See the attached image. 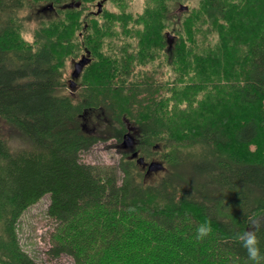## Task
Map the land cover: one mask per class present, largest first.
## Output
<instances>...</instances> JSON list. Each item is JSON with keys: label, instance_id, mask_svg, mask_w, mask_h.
Returning <instances> with one entry per match:
<instances>
[{"label": "trees", "instance_id": "obj_1", "mask_svg": "<svg viewBox=\"0 0 264 264\" xmlns=\"http://www.w3.org/2000/svg\"><path fill=\"white\" fill-rule=\"evenodd\" d=\"M0 120V264H36L16 228L44 195L74 264H253L235 237L264 216V0H0ZM108 140L132 148L81 159Z\"/></svg>", "mask_w": 264, "mask_h": 264}, {"label": "rangeland", "instance_id": "obj_2", "mask_svg": "<svg viewBox=\"0 0 264 264\" xmlns=\"http://www.w3.org/2000/svg\"><path fill=\"white\" fill-rule=\"evenodd\" d=\"M142 0H132V9H139ZM46 7H38L31 13L28 28H32L42 17L50 16L51 12H47ZM26 13V11H25ZM24 14V13H23ZM27 14V13H26ZM29 32L24 34V37L29 38ZM72 63L68 64L65 76H69L75 71ZM90 120V119H89ZM98 126L96 121H87L85 127L87 130ZM0 135L5 137L11 145L18 144L16 132L5 125L0 120ZM131 136V135H130ZM129 144V143H128ZM132 147H126L121 143L119 146L113 140H108L106 143L100 142L91 147L88 151L81 154V159L85 163H106L114 164L120 159L123 150H129ZM145 167V164L140 163V170ZM161 167L151 168L145 173L144 181L151 182L160 176ZM49 196L44 195L37 202L30 205L24 210L17 221L16 234L21 249L31 257L36 264H74L72 258L66 255L54 257L49 253L52 245V235H56L55 223L47 216V206Z\"/></svg>", "mask_w": 264, "mask_h": 264}, {"label": "clouds", "instance_id": "obj_3", "mask_svg": "<svg viewBox=\"0 0 264 264\" xmlns=\"http://www.w3.org/2000/svg\"><path fill=\"white\" fill-rule=\"evenodd\" d=\"M250 228L242 233H238L235 237L241 243L246 252L247 258L253 264H261L264 261V254L261 253L258 231L264 228V216H258L249 221ZM212 232L211 224L205 221L197 228L196 240L202 241Z\"/></svg>", "mask_w": 264, "mask_h": 264}, {"label": "water", "instance_id": "obj_4", "mask_svg": "<svg viewBox=\"0 0 264 264\" xmlns=\"http://www.w3.org/2000/svg\"><path fill=\"white\" fill-rule=\"evenodd\" d=\"M87 58H85V57H82V59L77 63L79 66L80 65H83V64H85L86 62H87ZM74 72H76V70L74 71ZM127 130L130 132L131 130H132V128L131 127H127ZM129 145H131V144H129ZM134 156V155H133ZM154 164H150V165H148V168H154Z\"/></svg>", "mask_w": 264, "mask_h": 264}]
</instances>
